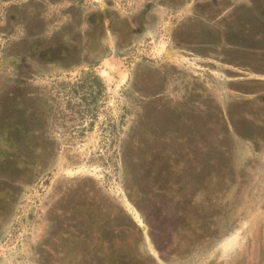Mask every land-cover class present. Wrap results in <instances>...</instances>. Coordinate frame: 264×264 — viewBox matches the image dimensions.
<instances>
[{
  "label": "rangeland",
  "instance_id": "rangeland-1",
  "mask_svg": "<svg viewBox=\"0 0 264 264\" xmlns=\"http://www.w3.org/2000/svg\"><path fill=\"white\" fill-rule=\"evenodd\" d=\"M0 264H264V0H0Z\"/></svg>",
  "mask_w": 264,
  "mask_h": 264
}]
</instances>
